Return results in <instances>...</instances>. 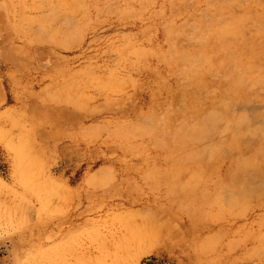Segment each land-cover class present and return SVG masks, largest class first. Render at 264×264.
<instances>
[{
  "label": "rangeland",
  "instance_id": "rangeland-1",
  "mask_svg": "<svg viewBox=\"0 0 264 264\" xmlns=\"http://www.w3.org/2000/svg\"><path fill=\"white\" fill-rule=\"evenodd\" d=\"M230 1L0 0V264H264V0ZM138 222L178 239L112 262Z\"/></svg>",
  "mask_w": 264,
  "mask_h": 264
},
{
  "label": "bare ground",
  "instance_id": "bare-ground-1",
  "mask_svg": "<svg viewBox=\"0 0 264 264\" xmlns=\"http://www.w3.org/2000/svg\"><path fill=\"white\" fill-rule=\"evenodd\" d=\"M230 1V0H229ZM233 1V0H232ZM237 1V0H236ZM245 1V0H244ZM230 3H231V1H230ZM240 4V3H239ZM232 6H234V5H232ZM187 8V7H186ZM207 8V7H206ZM250 10V9H249ZM236 14V13H235ZM246 15V14H245ZM208 17V16H207ZM212 17V16H211ZM216 17H218V16H216ZM215 17V18H216ZM234 17V16H233ZM236 17V16H235ZM239 18V17H238ZM213 19V18H212ZM211 19V20H212ZM218 18H216V20H217ZM205 20V19H204ZM208 20H210V18H208ZM219 20V19H218ZM193 21V20H192ZM235 21V20H234ZM207 23H209V22H207ZM221 23V22H220ZM210 24V23H209ZM223 24H225V23H223ZM206 25V24H205ZM210 25H212V24H210ZM220 25V24H219ZM195 26V25H194ZM206 27H208V25H206ZM211 27V26H210ZM213 25H212V29H213ZM192 29V28H191ZM207 29V28H206ZM199 30V29H198ZM212 31V30H211ZM217 31V30H216ZM230 31H231V27H230ZM180 32V31H179ZM225 32V31H224ZM223 32V33H224ZM229 32V31H228ZM204 33H206V32H204ZM211 32H209V34H210ZM181 34V33H180ZM179 34V35H180ZM208 34V35H209ZM249 34V33H248ZM254 35V34H253ZM238 37V36H237ZM207 38V37H206ZM252 38V37H251ZM250 38V39H251ZM200 39H202V38H200ZM214 41V40H213ZM201 44V43H200ZM206 45V44H205ZM227 46V45H226ZM222 50H224V49H222ZM240 52V51H239ZM189 53V52H188ZM179 55V54H178ZM200 56V55H199ZM202 56V55H201ZM204 56V55H203ZM205 58V57H204ZM200 58H198V60H199ZM253 59V58H252ZM198 60H196V62L198 61ZM201 61V60H200ZM199 61V62H200ZM185 62V61H184ZM201 63V62H200ZM205 64V63H204ZM209 66V65H208ZM220 66V65H219ZM262 67V66H261ZM260 67V68H261ZM192 68V67H191ZM195 68V67H194ZM213 68V67H212ZM247 69H248V66H247ZM182 70V69H181ZM242 70V69H241ZM245 70V69H244ZM186 71V70H185ZM197 71V70H196ZM181 72V71H180ZM245 72H247V71H245ZM213 73V72H212ZM241 73V72H240ZM179 74V73H178ZM188 75V74H187ZM210 75V74H209ZM239 75V74H238ZM264 75V74H263ZM181 76V75H180ZM240 76V75H239ZM238 76V77H239ZM247 76V75H246ZM246 76H242L243 78H246ZM248 76H250V74L248 75ZM247 76V77H248ZM192 77V76H191ZM230 77V76H229ZM242 77H239V80H244ZM253 78V77H252ZM237 80H238V78H236ZM250 79V78H249ZM257 79V78H256ZM253 79H251V81H252ZM245 81L247 82V83H249V80H246L245 79ZM254 81V80H253ZM208 83V82H207ZM183 84V83H182ZM184 84H185V82H184ZM246 84V83H245ZM185 85H187V84H185ZM202 85V84H201ZM212 85V84H211ZM239 85H240V83H239ZM242 85H243V83H242ZM160 86V85H159ZM163 87V86H162ZM243 87V86H242ZM246 87V86H245ZM253 87V86H252ZM180 88V87H179ZM236 89V88H235ZM245 89V88H244ZM243 89V90H244ZM217 90V89H216ZM242 90V89H241ZM262 90V89H261ZM167 91V90H166ZM263 91V90H262ZM241 92V91H240ZM211 94V93H210ZM223 94V93H222ZM187 98V97H186ZM232 98V97H231ZM228 100V99H227ZM208 101H210V100H208ZM220 101V100H219ZM166 102V101H165ZM223 102H224V100L222 101V103L220 102L219 104H223ZM231 103H232V101H230ZM229 101H228V103H230ZM237 102V101H236ZM239 102V101H238ZM225 103H227V102H225ZM224 103V104H225ZM227 103V104H228ZM218 104V103H217ZM238 104H240V103H236V105H238ZM241 104H244L243 102H241ZM176 105H179V104H176ZM246 105V104H245ZM219 106V105H218ZM221 106V105H220ZM226 106H228V105H226ZM231 106V105H230ZM242 106V105H241ZM221 108V107H220ZM222 108H223V106H222ZM225 109H228V107L226 108V107H224ZM223 108V109H224ZM234 108V107H233ZM232 108V109H233ZM181 109V108H180ZM186 110V109H185ZM220 110V109H219ZM216 111V110H215ZM228 111V110H227ZM172 112V111H171ZM178 112V111H177ZM180 112H181V110H180ZM226 112V111H225ZM149 113V112H148ZM217 114H219V113H221L220 111H218V112H216ZM171 114V113H170ZM174 114H175V112H174ZM190 114V113H189ZM197 114V113H196ZM206 115V114H205ZM191 116V115H190ZM167 117V116H166ZM218 119H221V120H224V119H222L221 117H220V115H218ZM240 119H242L243 117L240 115ZM164 118V117H163ZM203 118V117H202ZM223 118H225L224 116H223ZM217 119V118H216ZM245 119H247V118H245ZM199 120V119H198ZM228 120H229V118H228ZM242 120H244V119H242ZM144 121V120H143ZM182 121V120H181ZM193 121V120H192ZM200 121V120H199ZM225 121H227V120H225ZM225 121H223V123L225 122ZM218 122H220V121H218ZM217 122V123H218ZM238 122V121H237ZM237 122H235V123H237ZM239 122L243 125V122H241V120H239ZM245 122V121H244ZM145 123V122H144ZM163 123V122H162ZM239 123V124H240ZM194 124V123H193ZM207 124V123H206ZM209 124H210V122H209ZM225 124H227V123H225ZM228 124H230V125H228L227 127H228V129L229 128H231V123L229 122ZM238 124V123H237ZM240 124V125H241ZM260 124V123H259ZM258 124V125H259ZM134 125V124H133ZM136 125V124H135ZM256 125V124H255ZM235 126V125H234ZM164 127V126H163ZM225 127V126H224ZM251 127H253V126H251ZM193 128V127H192ZM204 128V127H203ZM215 128V127H214ZM162 129H165V128H162ZM218 129V128H217ZM225 129H226V127H225ZM248 129H252V128H247V130ZM119 130V129H118ZM117 130V131H118ZM131 130V129H130ZM178 130H179V128H178ZM203 130V129H202ZM215 130V129H214ZM128 131V130H127ZM156 131V130H155ZM216 131V130H215ZM181 132V131H180ZM191 132V131H190ZM203 132V131H202ZM212 132V131H211ZM126 133V132H125ZM131 133V132H130ZM182 133V132H181ZM181 133H179V134H181ZM217 133V132H216ZM118 134V133H117ZM120 134V133H119ZM132 134V133H131ZM241 134V133H240ZM126 135H128V133L126 134ZM121 136V135H120ZM130 136V135H129ZM133 136V135H132ZM178 136V133H177V135H175L174 136V138L175 137H177ZM192 136V135H191ZM225 136V135H224ZM241 136V135H240ZM254 136V135H253ZM252 136V137H253ZM260 136V135H259ZM189 137V136H188ZM261 137V136H260ZM166 138V137H165ZM182 138V137H181ZM225 138H226V136H225ZM251 138V137H250ZM151 139H152V137H151ZM158 139H159V137H158ZM162 139V138H161ZM184 139V138H183ZM221 139V138H220ZM232 139V138H231ZM258 139H259V137H258ZM134 140V139H133ZM174 140V139H173ZM223 140V139H222ZM260 140H261V138H260ZM127 141V140H126ZM152 141V140H151ZM164 141V140H163ZM201 141V140H200ZM148 142V141H147ZM153 142V141H152ZM136 143V142H135ZM140 143V142H139ZM138 143V144H139ZM211 143V142H210ZM150 144V143H149ZM173 144V143H172ZM180 145H181V142L179 143ZM200 144V143H199ZM237 144V143H236ZM131 145V144H130ZM146 145V144H145ZM179 145V146H180ZM242 145V144H241ZM261 145V144H260ZM176 146H177V144H176ZM243 146V145H242ZM213 147V146H212ZM178 148H180V147H178ZM214 148H216V147H214ZM131 149H132V147H131ZM134 149V148H133ZM181 149H182V147H181ZM207 149V148H206ZM263 149V148H262ZM143 150V149H142ZM127 151V150H126ZM131 151V150H130ZM138 151H140V150H138ZM147 151V150H146ZM149 151V150H148ZM212 151H214V149L212 150ZM145 152V151H144ZM186 152V151H185ZM194 152V151H193ZM137 153V152H136ZM189 153V152H188ZM203 153V152H202ZM214 153V152H213ZM261 153V152H260ZM174 154H175V152H174ZM262 154V153H261ZM188 155V157H189V154H187ZM249 155H251V154H249ZM202 156V155H201ZM239 156V155H238ZM241 156V155H240ZM246 156V155H245ZM264 156V155H263ZM188 157H187V159H188ZM204 157V156H203ZM209 157V156H208ZM242 157V156H241ZM248 157V156H247ZM258 157V156H257ZM178 158V157H177ZM259 158H260V156H259ZM149 159V158H148ZM212 159V158H211ZM210 159V160H211ZM178 160V159H177ZM252 160V159H251ZM237 161V160H236ZM244 161V160H243ZM245 161H246V159H245ZM244 161V162H245ZM249 162V161H248ZM251 163V162H250ZM244 164H246V162L244 163ZM243 166V165H242ZM241 168V167H240ZM250 168H251V166H250ZM256 168V167H255ZM252 169V168H251ZM165 170V169H164ZM246 171V170H245ZM258 171V170H257ZM240 172V171H239ZM158 173V172H157ZM184 173V172H183ZM233 173H234V171H233ZM235 173H236V171H235ZM249 174H250V171L248 172ZM248 173H247V175H248ZM256 173V172H255ZM200 174H202L201 172H200ZM246 174V173H245ZM253 174V173H252ZM174 175V174H173ZM239 175V174H238ZM205 176V175H204ZM242 176V175H241ZM153 178V177H152ZM155 178V177H154ZM198 178V177H197ZM201 178H202V176H201ZM260 178V177H259ZM156 179V178H155ZM195 180H199V179H195ZM209 180V179H208ZM233 180V179H232ZM240 180V179H239ZM187 181H189V180H187ZM202 181H204V180H201L200 182H199V184L200 183H202ZM234 181V180H233ZM155 182V181H154ZM192 182V181H191ZM236 182V181H235ZM190 183V182H189ZM189 183H187V184H189ZM198 183V182H197ZM204 183H205V181H204ZM225 183V182H224ZM246 183V182H245ZM259 183V182H258ZM167 184V183H166ZM199 184H196V185H199ZM232 184V183H231ZM240 184V183H239ZM244 185V184H243ZM248 185V184H247ZM166 186V185H165ZM203 186H204V184H203ZM222 186H224V185H222ZM236 186V185H235ZM204 187H206V186H204ZM220 187V186H219ZM195 188H196V186H195ZM243 188V187H242ZM242 188H240V189H242ZM153 189V188H152ZM173 189V188H172ZM194 189V188H193ZM216 189H217V187H216ZM221 189V188H220ZM158 190V189H157ZM195 190V189H194ZM199 190V189H198ZM197 190V191H198ZM239 190V189H238ZM262 190V189H261ZM196 191V192H197ZM206 191H208V190H206ZM206 191H205V194H206ZM210 191V190H209ZM244 191H246V189L244 190ZM260 191V190H259ZM180 192V191H179ZM210 192H212V191H210ZM218 192H219V189H218ZM224 192V191H223ZM166 193V192H165ZM181 193V192H180ZM179 193V194H180ZM187 193V192H186ZM188 194V193H187ZM192 194V193H191ZM204 194V193H203ZM204 194V195H205ZM220 194V193H219ZM245 194V193H244ZM248 194V193H247ZM255 194V193H254ZM186 195V194H185ZM207 195V194H206ZM205 195V196H206ZM213 195V194H212ZM217 195V198H218V193L216 194ZM221 195V194H220ZM253 195V194H252ZM4 196V195H3ZM258 196V195H257ZM1 197H2V195H1ZM6 197V196H5ZM188 197V196H187ZM204 197V196H203ZM221 197H222V195L220 196V199H221ZM226 197V196H225ZM224 197V198H225ZM256 197V196H255ZM11 198V197H10ZM10 198H9V200H10ZM17 198V197H16ZM184 198V197H183ZM238 198V197H237ZM1 199V198H0ZM19 199V198H18ZM153 199V198H152ZM171 199V198H170ZM187 200H189L188 198H186ZM226 199V198H225ZM236 199V198H235ZM254 199V198H253ZM187 200H186V203H187ZM197 200H199V199H197ZM197 200H196V202H197ZM204 201V198L203 199H201V201ZM207 200V199H206ZM211 200V199H210ZM210 200L208 201L207 200V202L208 203H206V201H205V203H206V205L207 204H209V202H210ZM237 200V199H236ZM243 200V199H242ZM2 201H4V199H2ZM18 201V200H17ZM190 201L192 202V200L190 199ZM212 201H213V199H212ZM14 202V201H13ZM179 202V201H178ZM199 202H200V200H199ZM217 203H219L218 201H216ZM222 202V201H221ZM223 202L225 203V205H226V203H228V200H223ZM2 202H0V204H1ZM7 203H10V201L9 202H7ZM15 203V202H14ZM160 203V202H159ZM203 203V202H202ZM211 203V202H210ZM213 203V202H212ZM3 204H4V202H3ZM10 204H12V202L10 203ZM184 204V203H183ZM196 204V203H195ZM215 204V203H214ZM240 204V203H239ZM14 205V204H13ZM12 205V206H13ZM33 205V204H32ZM188 205V204H187ZM194 205V204H193ZM197 205V204H196ZM211 205V204H210ZM210 205H208V206H210ZM220 205H222V204H220ZM238 205V204H237ZM3 206V205H2ZM6 206L8 207V205L6 204ZM21 206V205H20ZM19 206V207H20ZM198 206V205H197ZM196 206V207H197ZM200 206V205H199ZM199 206L197 207V208H199ZM205 206V205H204ZM216 206V205H215ZM11 207V206H10ZM9 207V208H10ZM16 207V206H15ZM30 207V206H29ZM190 207V206H189ZM206 207V206H205ZM216 207H219V205L218 206H216ZM222 207H224V206H222ZM240 207V206H239ZM14 208V207H13ZM13 208H12V210H13ZM27 208V207H26ZM76 208V207H75ZM196 208V209H197ZM225 208V207H224ZM230 208V207H229ZM24 209V208H23ZM49 209V208H48ZM163 209V208H162ZM169 209V208H168ZM205 209V208H204ZM228 209V208H227ZM5 209L4 208H2L1 209V206H0V227H1V220H6V219H4V213H6V210H5V212H3ZM21 210V209H20ZM161 210V209H160ZM220 210H221V208H220ZM230 210H231V208H230ZM229 210V211H230ZM246 210H248V209H246ZM15 211H16V208H15ZM7 212H11V214H12V211H7ZM23 212H24V210H23ZM77 212V211H76ZM224 212H226V211H224ZM246 212V211H245ZM26 213V212H25ZM44 213V212H43ZM208 213V212H207ZM206 213V214H207ZM209 213H210V211H209ZM213 213H215V212H213ZM212 213V214H213ZM227 213V212H226ZM10 214V213H9ZM14 214V216H16L15 215V213H13ZM19 214L20 215H22L20 212H19ZM200 214V213H199ZM205 213H204V215H206ZM216 214V213H215ZM220 214V213H219ZM221 214H223V213H221ZM18 215V214H17ZM19 215V216H20ZM46 215V214H45ZM48 215V214H47ZM157 215V214H156ZM210 215V214H209ZM214 215V214H213ZM233 215H234V213H233ZM11 216V215H10ZM34 216V215H33ZM162 216V215H161ZM174 216H176V215H174ZM206 216H208V215H206ZM7 217H8V215H7ZM17 217V219H18V216H16ZM24 218H25V216H23ZM22 217V218H23ZM151 217V216H150ZM156 217V216H155ZM215 217V216H214ZM6 218V217H5ZM9 218V217H8ZM16 219L15 217H13L12 216V218H9V219H12L13 220V223H14V219ZM153 218V217H152ZM151 218V219H152ZM163 218V217H162ZM175 218V217H174ZM187 218V217H186ZM211 218H213V216H211ZM216 218V217H215ZM17 219H16V221H17ZM21 218L19 217V219L18 220H20ZM210 219V218H209ZM214 219V218H213ZM176 220V219H175ZM28 221V220H27ZM6 222H9V220L8 221H6ZM6 222L4 223V224H6ZM10 222H11V220H10ZM154 222V221H153ZM20 223V222H19ZM134 223V222H133ZM155 223V222H154ZM10 224V223H9ZM3 225V224H2ZM11 225V224H10ZM13 225V224H12ZM157 225V224H156ZM169 225V224H168ZM167 224H161V225H157V226H155V224L153 225L152 223L149 225V224H146V223H143V222H138V223H136L135 225H133L134 227H131V226H129V227H124V228H118V229H116L115 231H114V234H115V236H117L116 237V241H115V252H117V253H115L114 252V254H113V256L112 257H110L111 258V260H112V262H115V261H119V262H121V260H122V258H123V256L124 255H126V254H128L129 252H130V250L131 249H134V250H136V251H134V252H138V253H144V251L145 250H151V248L152 247H155L156 246V244H161V243H170V244H172V241H174V239H178L177 238V236H178V232H176L175 231V229H174V231L172 230V228L170 227V225L168 226ZM16 226V225H15ZM47 226V225H46ZM13 227V226H12ZM7 228H9V227H6V229ZM55 228H56V226H55ZM179 228V227H178ZM177 228V229H178ZM182 228V227H181ZM8 231V230H7ZM61 231V230H60ZM79 231V230H78ZM18 232V231H17ZM30 232H32V231H30ZM65 233V232H64ZM54 234V233H53ZM261 234V233H260ZM259 234V235H260ZM258 235V236H259ZM48 236H49V234H48ZM54 237H55V235H53ZM258 238V237H257ZM180 239H182V237L180 238ZM180 239H179V241H180ZM183 240V239H182ZM189 240V239H188ZM213 240V239H212ZM162 241V242H161ZM176 241V240H175ZM158 242H160V243H158ZM185 242V241H184ZM190 242V241H189ZM107 243V242H106ZM111 243V242H110ZM186 243H183V245H185ZM169 245V244H168ZM180 245V244H179ZM189 245V244H188ZM103 246V245H102ZM160 246V245H159ZM169 246H171V245H169ZM176 246V245H175ZM93 247V246H92ZM107 247V246H106ZM163 247V246H162ZM165 247V246H164ZM213 248V247H212ZM259 248V247H258ZM109 249V248H108ZM153 249V248H152ZM208 249V248H207ZM261 249V248H260ZM260 249H259V251H260ZM111 250V249H110ZM113 251V250H112ZM83 252V251H82ZM133 253V252H132ZM203 253V252H202ZM207 253V252H206ZM55 254V253H54ZM77 254V253H76ZM204 254V253H203ZM57 255V254H56ZM69 256V255H68ZM73 256H74V253H73ZM89 256V255H88ZM87 256V257H88ZM111 256V255H110ZM109 257V256H108ZM64 258V257H63ZM62 258V260H63V262L65 261V258L63 259ZM68 258V257H67ZM70 259L72 258V257H69ZM68 258V259H69ZM83 258V257H82ZM50 259H51V263L50 264H59V256L57 255V256H53L52 255V258L50 257ZM81 259V258H80ZM86 259V258H85ZM88 259V258H87ZM92 259V258H91ZM200 259V258H199ZM67 260V259H66ZM72 262H73V264H80L81 262H79V260H78V257H77V255H76V258L74 259V258H72ZM82 260V259H81ZM103 260H105V259H103ZM110 260V259H109ZM59 261V262H58ZM83 261V260H82ZM50 262V261H49ZM62 262V261H61ZM65 262H67V261H65ZM86 262H88V261H86ZM100 262V261H99ZM211 262V261H210ZM68 263H69V260H68ZM91 263V262H90ZM105 263V262H104ZM109 263H111V262H109ZM64 264V263H63ZM66 264V263H65ZM83 264H85V262L83 263ZM101 264V263H100ZM108 264V263H107ZM114 264H116V263H114Z\"/></svg>",
  "mask_w": 264,
  "mask_h": 264
}]
</instances>
